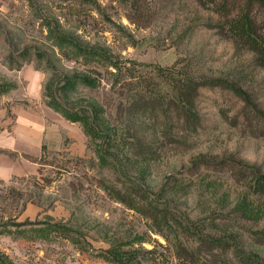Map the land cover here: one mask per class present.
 Segmentation results:
<instances>
[{
	"label": "rangeland",
	"instance_id": "rangeland-1",
	"mask_svg": "<svg viewBox=\"0 0 264 264\" xmlns=\"http://www.w3.org/2000/svg\"><path fill=\"white\" fill-rule=\"evenodd\" d=\"M154 2V18L141 27L127 19L129 0H0V97L5 106L10 112L11 107H44L65 119L51 101L75 108L101 103L108 76L97 63L61 54L63 47L54 35L65 33L89 48H103L112 60L134 62L137 68L169 69L178 76L190 75L198 84L204 78L234 82L264 110V70L252 53L227 38L208 3ZM72 9L80 14L79 21ZM73 74L98 78L101 84L95 89H61ZM196 89L195 116L186 130L180 127L182 135L146 120L145 149L152 156L145 153L141 160L126 148L107 152L118 153L122 161L126 173L121 181L131 175L155 193L169 182L170 208L205 242L234 236L264 264V198L250 188L248 171L264 173V130L248 125L242 102L231 93ZM67 128L69 136L60 146H43L36 175L0 183V213L15 207L10 188L23 194L19 209L29 200L18 218L0 226V264H112L105 258L113 246L145 250L144 264H175L174 249L151 230L150 219L99 185L101 179L122 184L117 181L119 171L99 162L100 140H91L79 122L67 120ZM246 230L263 236L255 240ZM218 253L214 250L211 262H222Z\"/></svg>",
	"mask_w": 264,
	"mask_h": 264
},
{
	"label": "trees",
	"instance_id": "trees-1",
	"mask_svg": "<svg viewBox=\"0 0 264 264\" xmlns=\"http://www.w3.org/2000/svg\"><path fill=\"white\" fill-rule=\"evenodd\" d=\"M154 1L129 0L130 9L127 14L129 22L136 26H149L156 14L157 7ZM200 1L202 5L205 2L208 3L210 11L219 17L223 25L221 28L227 38L252 53L255 63L264 70V0ZM71 14H75L77 18L73 17L74 20L79 21L80 14L77 9H72ZM54 37L63 47L61 54L67 58H81L87 64L97 63L108 76L105 78L108 91L100 101L101 103L87 102L85 106L78 108L70 107L65 103L61 106L54 100L50 104L55 105V110L61 112L65 119L81 123L85 134L91 140H100L99 162L104 167L113 169L115 173L119 171L117 181H121L119 178L125 176V168L122 161L118 159V153L113 155L107 151L111 148L117 150L126 148L130 155L141 160L146 157L145 153L147 157L152 156L151 151L145 149L146 120L152 126L160 124L170 133L171 129H174L176 134L181 132L182 135V130H186L191 125L192 117L195 116L193 94L197 92V87H210L231 93L242 102L245 111L244 119L248 121V125L260 131L264 130V110L251 99L247 91L234 82L220 78H204L198 84L191 80L190 75L178 76L169 69L153 66H147L151 67L150 70L137 68L134 62H120L115 57L113 61L112 56L103 48H89L71 34L56 33ZM65 79L66 82L61 89L71 91L77 90L79 85L95 89L101 84L100 79L81 74H73L72 77ZM51 97L54 98L53 95ZM66 103H70L68 99ZM6 109L9 115V108ZM101 147H105V151ZM44 150L45 147L42 148V152ZM108 157L112 159L109 160ZM40 158L35 159L39 165L42 164L40 161L42 158ZM244 171L247 173L250 171V188L264 198V173L259 169H248V171L244 169ZM189 173L191 175V172ZM125 180L117 186L106 184L104 179H101L99 185L110 197L150 219L151 230L163 236L169 246L174 249L175 264H261L260 256L243 249L234 236L229 241L214 240L213 237V242L209 243L205 242L202 235L194 233L190 224L176 210L170 208L173 206V199L168 194L171 185L169 182L155 193L145 183L131 175L126 176ZM8 196L11 198L12 205H15L12 207L14 213L12 214V210L8 213L1 210L0 226L6 225L7 220L18 218L29 201L24 200L19 209L18 203L23 194L10 188ZM21 225L24 224H15V227ZM246 233L258 241L264 234V232L262 234V232L249 230H246ZM233 249L234 252H232ZM214 250L219 251L218 256L223 258L222 262H219L220 260L211 262L210 258L215 257ZM142 251L145 250L113 246L106 251L105 259L112 264H144ZM230 256L235 257L236 263L232 262Z\"/></svg>",
	"mask_w": 264,
	"mask_h": 264
},
{
	"label": "crops",
	"instance_id": "crops-1",
	"mask_svg": "<svg viewBox=\"0 0 264 264\" xmlns=\"http://www.w3.org/2000/svg\"><path fill=\"white\" fill-rule=\"evenodd\" d=\"M6 108L5 99L0 97V183L36 175L39 165L35 159L40 157L43 146L52 142L60 146L69 136L67 120L52 110L11 107L12 117Z\"/></svg>",
	"mask_w": 264,
	"mask_h": 264
},
{
	"label": "clouds",
	"instance_id": "clouds-1",
	"mask_svg": "<svg viewBox=\"0 0 264 264\" xmlns=\"http://www.w3.org/2000/svg\"><path fill=\"white\" fill-rule=\"evenodd\" d=\"M36 78H37V80H40L42 78L41 74L39 72L36 73Z\"/></svg>",
	"mask_w": 264,
	"mask_h": 264
}]
</instances>
